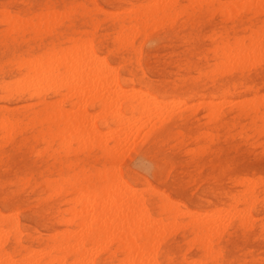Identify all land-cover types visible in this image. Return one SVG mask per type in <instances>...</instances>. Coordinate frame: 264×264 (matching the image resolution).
<instances>
[{
  "label": "rangeland",
  "instance_id": "obj_1",
  "mask_svg": "<svg viewBox=\"0 0 264 264\" xmlns=\"http://www.w3.org/2000/svg\"><path fill=\"white\" fill-rule=\"evenodd\" d=\"M227 1L179 0L170 16L156 19V15L146 18L154 12L152 0H0V115L3 113L9 116L14 115L20 121L13 127L14 130L11 128L7 136L0 133V215L16 223L17 232L15 230L5 243V248L12 253L13 260L21 262L31 253L36 252L34 264H56L53 259L50 260L44 254L53 245L62 244L67 231L74 227L66 222L72 217L68 210L69 204L66 202L69 194L67 195L66 191L55 190L54 192L52 186L61 183L62 179L78 172L82 167L94 175L106 164L105 155L98 146L93 145L92 139L89 138L83 142L81 140L83 145L80 141L79 143L68 141V143L67 140L72 137L71 132V134L69 131L62 133L53 129L52 132L47 133L41 129L40 124L28 123L32 111H40L43 108L40 104L41 100L53 104L67 93L66 86L70 85L68 83L70 79L63 78L66 75L63 72L68 70L64 69V62L69 60L67 56H70L67 55V53L70 54L68 50L71 52L74 48L72 44H75L78 50L82 46H84L83 49H87L88 41L90 46L87 43L89 46L87 51L92 47L97 58H101L109 67L112 66L111 69L116 71L123 86L147 90L153 96L162 99L161 104L168 102L170 106H175V109L181 111V113L162 117L150 137L144 140L136 139L137 142L135 140L130 149L124 146L125 149L123 147L120 150L121 157L118 162L122 180L131 184L134 189L137 188L136 190L146 200L151 219L161 217V226L166 223L162 227L158 225V230L163 229L164 235L161 231L162 237L159 238L156 234L157 237L154 236L155 240L152 241L154 245L156 244L155 248L154 245L152 247L156 252V263L191 264L194 259L192 264H264V54H262L264 53V3H252L249 6V3L241 2L243 0H235L231 7L229 4L234 0ZM239 1L242 5L238 4ZM123 10L127 11L123 12ZM233 10L237 12L234 11L233 14L231 12ZM57 15H60L59 18ZM46 17L50 18H47L48 23L45 25L43 19ZM52 17L56 20H52ZM114 17L126 23L132 21L131 24L137 27L131 31L126 28L120 29ZM21 24H23L22 27H20ZM14 26H17V29ZM130 32H134V35L129 34ZM255 38L260 39L255 41ZM253 40L257 42L255 45ZM256 45L258 47L255 48ZM64 47H67L66 60L61 61L64 63L61 64L62 66L55 67H58L56 73L59 71L60 74H64H61L60 79L62 77L67 84L61 79V84L57 80L58 86L56 80L54 82L53 78L52 80L49 78L47 83L52 82L48 85L45 83L46 79H40L43 75L39 73L47 65H50L47 70L49 68L55 73L56 68L53 67V70L52 66L59 62L54 60H52L54 64L51 62L52 54L54 56V53H57L55 55L59 56L60 52H65ZM222 47L238 50L232 54V57L229 55V58L228 52L226 55L222 54ZM257 48L263 50L260 55L254 54L255 50L258 53L260 51ZM84 51L86 50L81 52ZM236 53L238 55H235ZM247 53L249 58L244 57L241 64L230 62L235 61V57L238 58ZM251 53L253 58L250 56ZM38 55L41 57L40 63H45L44 59L47 56L50 58V60L47 59L50 63L46 62L45 67L38 68L37 62L40 58L37 57ZM233 55H235L234 58ZM34 57L35 61L38 58L35 62L37 65L34 67V69H40L37 74L38 79L37 75L31 79L34 71L27 72L29 67L25 63V60L27 62L29 58L34 61ZM225 60L230 61L225 62ZM247 61L250 62L247 63ZM224 63L232 65L227 67ZM35 71L37 73V70ZM70 72L67 71L69 75ZM25 74L30 81L28 83L32 82V85L26 84ZM19 77L20 80H18ZM21 79L26 84L25 88L19 87L23 82ZM40 80L45 81L44 87ZM63 83L65 86L62 85ZM52 84L57 86L54 87ZM38 85L43 88H40V93ZM46 88L49 90L47 91ZM31 91L33 94H30ZM245 98L246 100L243 101ZM171 100L173 102H170ZM204 101L208 103V106L209 104L215 106L213 101H216L219 106L224 104V107L216 105L215 108H218L216 112L210 113ZM237 101L242 104L240 107L235 106V104L239 105ZM257 101H259L258 104H263L256 113L254 108L260 105L256 104ZM28 103L29 105H26ZM76 106L78 108L71 104L70 99L63 104L64 109L67 111L71 109L73 112H70L73 114L86 109V113L91 114L90 122L95 121L99 125V131L102 132L101 139H104L107 136V130L109 131L105 125L110 122L108 114L102 113L101 107L97 104L85 105V107L81 105L82 109L80 105ZM51 110L53 125L58 120L54 115V109L48 108L45 113L49 114ZM45 113L38 117L44 118ZM119 113L122 119L130 117L128 108H121ZM137 115L138 113H134V116L138 117ZM156 115L157 111H154L152 118ZM110 126H112L111 123ZM127 149L128 153H125ZM259 163L263 164L259 165ZM206 167L209 168L206 169ZM224 182L226 183L223 184ZM69 187L66 185L64 190ZM204 191L209 193L205 192V194ZM197 193L203 196H197ZM170 203L174 208L171 212L165 213L161 204ZM175 208L178 211L184 210L186 214L190 212L197 216L199 214L200 219H198L202 222H206L205 216L207 219H209L208 216L214 217L212 220H207L208 228L212 225L211 221L214 222L215 219V222L217 221L215 224L219 225L217 226L218 235L214 232L218 231L217 227L215 226V229L212 225L211 227L215 230L212 231L213 229L210 228L208 231L211 230V237L215 234L213 238H208L207 235L201 238V233L195 224L189 222L191 221L189 216L174 217L178 212ZM239 209L243 211L241 213H244L243 218ZM221 212L225 214L221 215ZM203 213L207 214L203 215ZM228 217L230 221H225ZM246 217L247 221H245ZM169 220L175 227V231L171 229V225L169 227ZM166 221L169 222L168 225ZM177 224L179 227H176ZM222 225H226L224 230ZM0 227L7 229L6 226L0 225ZM167 231H170L169 234ZM157 233L160 234L159 231ZM199 235L200 238H198ZM105 242H102L104 246L99 243L100 249L93 246L99 249L98 252L96 250L97 253L92 251L95 248L91 250L95 264H121L125 256L120 251V246L114 241L109 244ZM210 245H212L211 249H208ZM157 246H159L158 249ZM52 253L55 252L52 251ZM70 261L68 259L67 262Z\"/></svg>",
  "mask_w": 264,
  "mask_h": 264
},
{
  "label": "bare ground",
  "instance_id": "obj_2",
  "mask_svg": "<svg viewBox=\"0 0 264 264\" xmlns=\"http://www.w3.org/2000/svg\"><path fill=\"white\" fill-rule=\"evenodd\" d=\"M154 1L152 4V9L154 12L149 14V16L147 15L146 18L149 17H153L154 15H156V19L159 18H166L168 16L171 15V12L175 9L176 5L178 4L179 0H152ZM188 1H193V0H188ZM202 1H206V0H202ZM209 1V0H207ZM229 1V0H228ZM227 1V2H228ZM233 1V0H232ZM236 1L234 0L232 3H230L229 5H233ZM241 2H246V4H248L250 6V4L252 3H257V2H262L264 3V0H243ZM78 2H76L77 4ZM150 3V2H149ZM152 3V2H151ZM223 3V2H222ZM148 4V3H147ZM189 4V3H188ZM194 4V2H193ZM225 4V3H224ZM240 4V1L239 3ZM208 5V4H207ZM228 5V6H229ZM242 5V4H240ZM247 5V6H248ZM260 5V4H259ZM76 6V5H75ZM96 6V5H95ZM258 6V5H256ZM190 7V6H189ZM233 7V6H231ZM97 8L99 9L100 7L97 6ZM140 8V7H139ZM55 9V8H54ZM137 10H140L138 8H136ZM159 9V10H158ZM232 9V8H231ZM8 10V9H7ZM100 10V9H99ZM102 10V9H101ZM129 10V8L127 9ZM127 10H123L127 11ZM260 10V9H259ZM106 11V10H105ZM133 11V10H132ZM156 11V12H155ZM233 10L231 12H233ZM239 11V10H238ZM52 12V11H51ZM50 12V13H51ZM72 12V11H71ZM70 12V13H71ZM225 12V11H224ZM237 12V11H236ZM8 13V11H7ZM55 13V12H54ZM57 13V12H56ZM114 13V12H113ZM117 13V12H116ZM226 13V12H225ZM53 16V13H51ZM58 14V13H57ZM63 14V13H62ZM68 14V13H66ZM160 14V15H159ZM47 16V14H45ZM42 15V16H45ZM141 15V14H140ZM226 15V14H224ZM232 15V14H231ZM230 15V16H231ZM16 16V15H15ZM58 16V15H57ZM60 16V15H59ZM59 16L57 18H59ZM113 16V15H112ZM235 16V15H234ZM9 17V16H8ZM18 17V16H16ZM39 18V17H38ZM46 19H43V21L45 20V25L46 23H48ZM50 18V17H49ZM48 18V19H49ZM133 18V17H132ZM145 18V17H144ZM25 19V18H24ZM52 20H56L53 19V17L51 18ZM114 19L116 20L119 28H126L127 30L130 29L129 31H131L133 28L137 27L135 25V27L133 26V24H131L132 21H130L129 23H126V21H122L120 20V18L118 17H114ZM136 19V18H135ZM227 19V18H226ZM14 20V19H13ZM47 20V21H46ZM154 20V19H152ZM164 20V19H163ZM21 21V20H20ZM19 21V22H20ZM142 21V20H141ZM12 22V20H11ZM26 22V20H25ZM24 22V25H25ZM38 22V20L36 21ZM42 22V21H41ZM52 22V21H51ZM8 23V22H7ZM32 23V22H31ZM20 24V23H19ZM27 24V22H26ZM30 24V23H29ZM33 24V23H32ZM36 24V23H35ZM147 24V23H146ZM145 24V25H146ZM149 24V23H148ZM158 24V23H157ZM17 25V24H16ZM23 24H21L20 27H22ZM58 25V23H57ZM144 25V24H143ZM17 29V26H14ZM53 27V26H52ZM47 27H45L46 29ZM50 28V27H49ZM54 28V27H53ZM94 28V27H93ZM154 28V27H153ZM6 29V28H5ZM30 29V28H29ZM39 29V26H38ZM37 29V30H38ZM136 29V28H135ZM172 29V28H171ZM188 29V28H187ZM11 30V27H10ZM10 30H8L10 32ZM25 30V29H24ZM36 30V29H35ZM42 30V29H41ZM47 30V29H46ZM100 30V29H99ZM161 30V29H160ZM28 31V29H27ZM39 31V30H38ZM136 31V30H135ZM139 31V30H138ZM159 31V30H158ZM157 31V32H158ZM162 31V30H161ZM261 31V30H260ZM9 32L7 33V35L9 34ZM169 32V31H168ZM51 33V32H50ZM133 33L132 35H134V32H130L129 34ZM156 33V32H155ZM154 34V33H153ZM119 35V34H118ZM121 35V34H120ZM132 35L131 38L133 37ZM138 34H136L137 36ZM161 35V34H160ZM123 37V35H121ZM127 36V33H126ZM78 37V36H77ZM116 37V36H115ZM125 37V36H124ZM261 37V36H260ZM117 38V37H116ZM145 38V37H144ZM68 39V38H67ZM66 39V40H67ZM120 39V38H119ZM149 39V38H148ZM147 39V40H148ZM153 39V38H152ZM151 39V40H152ZM155 39V38H154ZM260 38H255V41L259 40ZM76 40V39H75ZM126 40V39H125ZM124 40V41H125ZM85 41V40H84ZM120 41V40H119ZM133 41V40H132ZM207 41V40H206ZM251 37H250V42H251ZM254 41V40H253ZM254 41V42H255ZM129 42V41H128ZM249 42V43H250ZM264 42V41H263ZM76 43V42H75ZM87 43H89L87 41ZM86 43V47L89 48L88 44ZM257 42L254 43V45ZM82 44V43H80ZM84 44V43H83ZM82 44V45H83ZM126 44V43H125ZM73 45V49L71 50V52L68 50V52L70 54L67 53V56L69 58V60L65 59L66 56V49L65 52H60L59 56L55 55L57 53H54V56H58L55 57L57 58L55 60L52 59L54 56L52 54V58H51V62L52 60H54L55 62L58 61L59 63L57 64V62L55 63L56 65L52 66V69L54 70V68H56L55 73L50 71L49 68L47 70V67H49L47 64L50 63V61L48 62V58L49 56L45 57V63L48 62L47 64L40 63L41 62V57L38 55L35 61V57L33 58L34 61H31L29 59H27V62L25 60V63L27 64V72L30 70L34 71V76H32L31 74V79L35 78V76L39 73L38 71H40L42 66H46L44 69H42V71L39 73L43 76H40V79L43 78L46 79L44 82L47 83V80L49 78V80H52V78L54 79V82L56 80L57 85L59 80V83L61 84V82L64 80L63 78L65 77V79L67 78L68 80L70 79V85L68 84L66 87L67 89V93H65L62 97V99L57 100L56 102L52 103H47L43 100L40 101V104L43 105V108L40 109V111H32V116L29 119L28 123H33V124H40L41 125V129L44 131L48 132H52L53 129H55L56 131L59 132H71L72 133V137H70L69 135V140L70 143L72 142H78L82 140L83 141H87L90 139H92L93 141V145L98 146V148L102 151V153L105 155L106 157V164L103 165L102 169H99V171H96V173L94 175H92L89 170H87L86 168L82 167L78 172H75L74 174L70 175V176H66L64 179H62V182L56 185H53L52 188L55 190H58L60 192L62 191H66L67 195L69 194V196L66 198V202L69 204V211L72 215V217H70L69 219L66 220V222H68V225L74 227V229L71 230H66L67 233L66 235L63 237V243L62 244H57V245H53L52 247L49 248V251H47L44 255L47 256L50 260H54L56 262V264H95V259H94V255L92 254L91 250L94 249L95 247H98L100 249V245L99 243H102L103 241H107V244H109L110 242H117V244L120 246V251L123 253V255L125 256L123 262L121 261V264H157L155 257H156V252L154 251V249L152 248L154 245V242L152 243V241H154V236H156V234H158L157 236L159 238L162 237L161 235V231H163V235H164V230L162 228L161 231L158 230V225L159 227H162L164 225H166V223H164V225L161 226V217L158 219H151L150 217V213H149V209L147 208V202L146 200L143 198L142 195L139 194L138 190L134 189L132 187L131 184H129L128 182H126L125 180H122V172L118 166V162L120 160V150H122V148L125 146H127L128 148L131 146V144H134V141L136 139H141L144 140L147 137H150L151 134L154 132V130L157 127V122L160 121V119L162 117H166V116H171L172 114L175 113H181V111H179L178 109H175V106H170V104L168 102L162 103L163 101L162 99H160L159 97L153 96L149 91L147 90H140L134 87H129L127 86H123L122 83L120 82V78L118 76V74L116 73V71L112 70L111 67H109L107 65L106 62H103L101 60V58L99 59V57L97 58L96 54L94 53L93 49H91L92 47H90L89 51L88 48L87 49H83L84 46H82V50H86L84 52H81V48L80 50H78L77 48H75V44ZM70 45V46H72ZM78 45V44H77ZM258 45V44H257ZM255 46L258 47V46ZM146 46V44H145ZM77 47V46H76ZM79 47V46H78ZM124 47V46H123ZM221 47V46H220ZM246 48V47H245ZM254 48V47H253ZM62 49V48H59ZM163 49V47H162ZM252 49V47H251ZM258 50L260 49L259 53L257 50H255L254 54H258L260 55V52L263 51L262 48H257ZM63 50V49H62ZM238 49H236L235 51H237ZM248 50V49H247ZM79 51H80V55H79ZM164 51V50H162ZM222 54L226 55V52H228V57L230 55V57H232V54H234V49H230L229 47L225 48L222 47ZM250 51V49H249ZM264 52V51H263ZM84 53V54H83ZM241 53V52H240ZM250 53V52H249ZM51 55V53H49ZM264 54V53H262ZM62 55V56H61ZM235 55H238L237 53ZM233 55V58L234 56ZM253 55L252 53L250 54V56ZM257 55V56H258ZM64 56V60L63 59ZM263 56V55H262ZM66 57V58H67ZM229 57V58H230ZM248 59L249 55L248 53L245 55H242L241 57L238 58H234L235 61H226L225 62H231L232 64H241L243 58ZM252 57V56H251ZM58 58H62L60 60H58ZM67 58V59H68ZM144 58V57H143ZM253 58V57H252ZM261 58V56L259 57ZM25 59V58H23ZM22 59V60H23ZM97 59V60H96ZM100 61H99V60ZM105 59V58H104ZM226 59V58H225ZM232 59V58H231ZM29 60V61H28ZM43 60V59H42ZM50 60V58H49ZM66 60V61H65ZM233 60V59H232ZM252 59H250L251 61ZM24 61V60H23ZM38 61V62H37ZM53 61V62H54ZM61 61H65L64 64V69L66 70V68L68 70H61L64 74L68 75V77L65 75L63 76V78L60 76L64 75L63 73L60 74V72L56 73L58 67L55 66H60L62 63ZM68 61V62H67ZM250 61H247L250 62ZM259 61V60H258ZM37 62V63H35ZM52 62V63H53ZM68 64H67V63ZM143 62V61H142ZM246 62V61H245ZM24 63V62H22ZM51 63V64H52ZM45 64V65H44ZM54 64V63H53ZM62 64V65H63ZM67 64V65H66ZM226 64L227 67H229L232 64L228 63H224ZM256 64V63H255ZM18 65V64H17ZM37 67L40 69H34V67ZM61 65V66H62ZM66 65V67H65ZM19 66V65H18ZM54 67V68H53ZM115 67V66H114ZM145 67V65H144ZM168 67V66H167ZM250 68V67H249ZM51 69V68H50ZM118 69V66H117ZM224 69V68H223ZM37 70V73H35ZM46 70V72H44ZM72 70L73 74H71L72 72H70ZM225 70V69H224ZM232 70V69H231ZM50 71V72H48ZM67 71L70 72V75L67 73ZM48 72V73H47ZM193 72V71H192ZM229 72V71H228ZM46 73V74H45ZM45 74V75H44ZM30 75V74H29ZM26 77V74L24 75ZM37 79L39 78V75H37ZM22 77L21 78H25ZM33 77V78H32ZM168 77V76H167ZM27 78V77H26ZM25 78V79H26ZM30 78V77H29ZM21 79V80H23ZM30 79V80H31ZM66 79V80H67ZM72 79V80H71ZM260 79V78H259ZM17 80V79H15ZM20 80V77L19 79ZM36 82V79H34ZM27 81L26 84L32 85L31 83H28V78L25 80ZM39 81V80H38ZM37 81V83L39 84V82ZM42 81V80H40ZM6 82V81H5ZM11 82V81H9ZM13 82V81H12ZM22 82V81H21ZM24 82V80H23ZM22 82V83H23ZM30 82V81H29ZM44 82L42 81V86L44 85ZM52 81H48V85L51 84ZM65 84L66 81H63ZM17 83V82H15ZM14 83L15 86H18ZM20 83V82H18ZM17 83V84H18ZM20 84L21 86L19 87H24L26 84L25 82L23 84ZM35 83V85L37 84ZM62 84L63 86H65V84ZM56 84V83H55ZM34 85V84H33ZM46 85V84H45ZM47 85V86H48ZM54 87L57 85L52 84ZM51 85V86H52ZM40 86V85H38ZM49 86V87H51ZM6 87V86H5ZM12 87V86H10ZM14 87V86H13ZM26 87V86H25ZM24 87V88H25ZM28 87V85H27ZM34 87V86H33ZM44 87V86H43ZM48 87V88H49ZM29 88V87H28ZM32 88V87H31ZM37 88V87H36ZM35 88V91H36ZM40 88L43 89L41 86L38 87V92L40 91ZM60 88V87H59ZM58 88V89H59ZM12 89V88H11ZM23 89V88H22ZM27 89V88H26ZM47 89V88H46ZM49 89H47L48 91ZM52 90V89H51ZM16 91V90H15ZM18 91V89H17ZM20 91V89H19ZM26 91V90H24ZM45 91V90H42ZM9 92V91H8ZM23 92V91H22ZM32 92V91H31ZM30 94H33V92ZM40 93V92H39ZM228 94V93H227ZM226 94V95H227ZM248 94V93H247ZM10 95V94H9ZM32 96V95H31ZM199 96V95H198ZM255 97V96H253ZM251 98V97H250ZM256 98V97H255ZM70 99L71 100V104L75 107H77L76 105H82L85 107V105H99L101 107V111L102 113H104L105 115L108 114L107 116L110 118V122L105 124L108 128L109 131L107 130V136L104 137L106 135V131H105V135L103 136L104 139H101V133L99 131V125L93 121L90 122V118H91V114L88 115V113H86V109L83 110L82 106L80 107V110L77 113L73 114L71 112V109L67 111V109H64L63 104L66 100ZM252 99V98H251ZM261 99V97L259 98ZM170 100V99H168ZM167 100V101H168ZM174 100H179V99H174ZM246 100L243 99V101ZM224 101V100H223ZM231 101V100H229ZM233 101V100H232ZM242 101V99H241ZM240 101V102H241ZM250 101V100H249ZM254 101V99H253ZM262 101V100H261ZM264 101V100H263ZM170 102H173L172 100ZM179 103H182V101H178ZM195 102V101H194ZM206 102V101H204ZM212 102V100L210 101ZM215 102V104L217 106H219L217 104V102H219L217 100L213 101ZM235 102V101H234ZM233 102V103H234ZM259 101L256 102V104H258ZM157 103H160L159 105H156ZM184 103V102H183ZM207 103V102H206ZM232 103V102H231ZM229 103V104H231ZM238 103V101H237ZM245 104L248 102H244ZM37 104V103H36ZM205 104V103H203ZM214 104V103H213ZM226 104V103H225ZM239 104V103H238ZM260 104V105H259ZM257 106L258 108H254V112H259L260 106L263 103H259ZM26 105H29L26 104ZM215 105V106H216ZM223 106H219V107H224V104H220ZM242 104H235V106H241ZM244 105V104H243ZM1 106V105H0ZM22 106V105H20ZM19 106V107H20ZM197 106V105H196ZM215 106L210 105L208 106L207 103V110L210 111V113H214L216 112L217 109L215 108ZM226 106V105H225ZM249 106V105H248ZM16 107V106H15ZM18 107V106H17ZM27 107V106H26ZM54 109V115L56 116V119H58L57 121L54 122V124L52 125V115L53 112L51 110V113L46 114V110L48 108ZM234 107V106H232ZM247 107V106H246ZM9 108V107H8ZM11 108V107H10ZM14 108V107H13ZM78 108V107H77ZM77 108H75L77 110ZM121 108H128L130 109V117L122 119L120 116V109ZM231 108V107H230ZM253 108V107H252ZM12 109V108H11ZM73 109V108H72ZM197 109V107H196ZM229 109V108H228ZM176 110H178L176 112ZM203 110V109H202ZM201 110V111H202ZM220 110V108H219ZM227 110V109H226ZM71 111V112H70ZM100 111V110H99ZM154 111H157V115L155 118H152V113ZM200 111V110H199ZM200 111V112H201ZM262 112V111H261ZM46 114V116H44V118L40 119L38 116L42 115V114ZM97 113V112H96ZM134 113H138V117L134 116ZM51 114V115H50ZM199 114V112H198ZM208 114V113H207ZM122 115V114H121ZM209 115V114H208ZM94 116V114H93ZM92 116V117H93ZM211 116V115H210ZM90 117V118H89ZM258 117V116H257ZM169 118V117H168ZM260 118V117H259ZM92 119V118H91ZM94 119H96L94 117ZM141 119L143 121H141ZM212 119V118H211ZM92 121V120H91ZM207 121V120H206ZM19 119L17 117H15L14 115L9 116V115H5L4 113L0 115V133L4 136H7L8 132L11 130V128L13 129V127L17 124H19ZM47 124H46V123ZM26 123V122H25ZM110 123L112 124V126H110ZM46 124V126L44 125ZM262 128V127H261ZM14 130V129H13ZM245 130V129H243ZM253 130V129H252ZM258 130V129H257ZM241 131V130H240ZM239 131V132H240ZM251 131V130H250ZM249 131V132H250ZM66 132V133H67ZM259 132V131H258ZM256 132V133H258ZM10 133V132H9ZM70 133V134H71ZM180 134V132H178ZM202 133V132H201ZM206 133V132H205ZM61 134V133H60ZM204 135V133H202ZM208 135V133H206ZM255 134V133H254ZM10 135V134H9ZM51 135V134H50ZM65 135V134H64ZM240 135V134H238ZM58 136V135H57ZM63 136V135H62ZM61 136V137H62ZM205 136V135H204ZM231 136V135H230ZM229 136V137H230ZM3 137V136H2ZM55 137V136H54ZM261 137V136H260ZM259 137V138H260ZM68 138V137H67ZM9 139V138H7ZM61 139V138H60ZM209 139V138H208ZM229 139V138H226ZM148 140V139H147ZM8 141V140H7ZM81 142V144H82ZM90 142V141H89ZM137 142V140H136ZM64 143H66L64 141ZM69 143V142H68ZM67 143V144H68ZM79 143V142H78ZM148 143V142H147ZM112 144V145H111ZM63 145V143H62ZM78 145V144H77ZM83 145V144H82ZM92 145V146H93ZM191 145V144H189ZM82 147V146H81ZM84 147V146H83ZM91 147V145H90ZM124 147V149H125ZM126 147V148H127ZM132 147V146H131ZM185 148V147H184ZM78 149V148H77ZM130 149V148H129ZM194 149V148H193ZM197 149V148H196ZM59 150V149H58ZM75 150V149H74ZM191 150V148H190ZM45 151V149H44ZM141 151V150H140ZM189 151V150H188ZM194 151V150H193ZM48 152V151H46ZM51 152V151H50ZM55 152V151H54ZM68 152V151H67ZM205 152V151H204ZM53 153V152H52ZM75 153V152H74ZM128 153V149L127 152ZM141 153V152H140ZM139 153V154H140ZM197 153V152H196ZM124 154V153H122ZM200 154V153H199ZM126 155V154H125ZM140 157V156H139ZM175 157V155L173 156ZM184 157V156H183ZM251 157V156H250ZM182 158V157H181ZM137 159V158H136ZM133 162V161H132ZM138 163V162H137ZM131 164V163H130ZM147 164V163H146ZM263 164V163H262ZM259 163V165H262ZM258 165V164H257ZM92 166V165H91ZM139 166V165H138ZM181 167V166H179ZM210 167V166H209ZM209 167H206L209 168ZM205 169V168H204ZM174 170V169H173ZM171 173V172H170ZM170 177V176H169ZM258 177V176H256ZM171 179V178H170ZM249 179V178H247ZM49 180V179H48ZM242 180V179H241ZM116 181V182H115ZM171 181V180H170ZM245 181L248 182V180L245 179ZM252 181V180H251ZM210 182V181H209ZM213 182V181H211ZM240 182V181H239ZM243 182V181H242ZM254 182V181H252ZM226 182H224L223 184H225ZM237 183V181H236ZM235 183V185H236ZM256 183V182H255ZM254 183V185L256 186V184ZM206 183H204L205 185ZM209 184V183H207ZM211 184V183H210ZM66 185H69L70 187L66 190H64V188L66 187ZM203 185V186H204ZM214 185V183H213ZM242 185V184H241ZM251 185V184H250ZM202 186V187H203ZM227 186V185H226ZM201 187V188H202ZM205 187V186H204ZM253 187V186H251ZM147 188V187H146ZM188 188V187H187ZM186 188V189H187ZM250 188V187H249ZM248 188V189H249ZM152 189V187H151ZM155 189V188H154ZM199 189V188H198ZM203 189V188H202ZM205 189V188H204ZM208 189V188H207ZM145 190V188H144ZM169 190V189H168ZM185 190V189H184ZM201 190V189H200ZM206 190V189H205ZM251 190V188L249 189ZM158 191V190H157ZM188 191V190H187ZM190 191V190H189ZM202 191V190H201ZM208 191V190H207ZM207 191H204L207 192ZM183 192V191H181ZM57 193V192H56ZM154 193V192H153ZM161 193V192H160ZM187 193V192H186ZM209 193V192H207ZM159 194V193H158ZM162 194V193H161ZM175 194V193H174ZM182 194V193H181ZM206 194V193H205ZM212 194V192H211ZM210 194V195H211ZM237 194V193H236ZM54 195V194H53ZM199 194L197 193V196ZM203 196V194H200ZM199 195V196H200ZM217 195V194H216ZM176 196V195H175ZM206 196V195H205ZM166 197V195H165ZM184 197V195L182 196ZM196 197V195H195ZM208 197V196H207ZM50 198V197H49ZM198 197H196L197 199ZM204 198V197H203ZM210 198V197H209ZM208 198V199H209ZM192 199V198H191ZM245 199V198H244ZM190 200V199H189ZM188 200V201H189ZM199 200V199H197ZM212 200V198H211ZM169 201V200H168ZM187 201V200H186ZM191 201V200H190ZM196 201V200H195ZM200 201H202V199L200 198ZM258 200H256L257 202ZM172 202V201H171ZM207 202V201H205ZM205 202H204V207H205ZM218 202V201H217ZM179 203V202H178ZM177 203V204H178ZM191 203V202H190ZM194 203V202H193ZM176 204V206H177ZM181 204V203H179ZM197 204V203H196ZM199 204V202H198ZM202 204V203H201ZM237 204V203H236ZM161 208L163 209V211L166 212H171L173 210V204H161ZM195 206H199L200 205H195ZM194 206V207H195ZM208 206V204H207ZM211 206V205H210ZM231 206V205H230ZM251 206V205H249ZM248 206V207H249ZM259 206V205H258ZM193 207V208H194ZM203 207V206H201ZM200 207V208H201ZM203 207V208H204ZM209 207V206H208ZM207 207V208H208ZM156 208V207H155ZM198 208V209H200ZM255 208V207H254ZM177 210V208H175ZM228 209V208H227ZM227 209L225 210L227 212ZM189 210V208H188ZM220 210V208H219ZM178 211V210H177ZM240 211V209H239ZM238 211V212H239ZM253 211V209H252ZM14 212V211H13ZM16 212V211H15ZM162 212V211H161ZM160 212V213H161ZM197 212V211H196ZM220 212V211H219ZM243 212L242 210L240 211V213ZM246 212V211H245ZM254 212V211H253ZM261 212V211H260ZM12 213V212H11ZM187 212H185L184 210H179L178 212H174V214L176 216H174L175 218L177 216H189L191 218V221H189L190 223H194L195 226L197 227L198 231L201 233V238H203L205 235H207V237L209 238H213V235L211 237V230L213 229V227L216 229L217 226L215 223V219L213 220L214 222L211 221L210 224L214 225L213 227H211L212 225H210V232L208 231V221L209 219H213L210 218L208 216L209 219L206 218V222H202V220H199L200 218L197 215L194 214H186ZM201 213V212H199ZM210 213V212H209ZM208 213V215H209ZM213 213V212H212ZM211 213V214H212ZM222 213L225 214V212H221L220 214L222 215ZM229 213V212H228ZM232 213V212H231ZM239 213V214H240ZM257 213V212H256ZM202 214V213H201ZM207 214V213H205ZM203 213V215H205ZM236 214V213H235ZM234 214V215H235ZM244 213H241V216L243 218ZM247 214V212L245 213ZM5 215V214H4ZM22 215V213L20 214V216ZM213 215V214H212ZM216 215V214H215ZM214 215V216H215ZM231 215V214H230ZM233 215V214H232ZM262 215V214H261ZM220 215H218L219 217ZM229 216V215H228ZM248 216V215H245ZM202 217V215H201ZM222 217V216H221ZM199 218V219H198ZM233 218V217H231ZM241 218V217H239ZM238 218V219H239ZM174 219V218H172ZM204 220V218H201ZM224 219V218H223ZM252 219V218H250ZM255 219V218H254ZM176 220V219H174ZM219 221L221 220L218 219ZM256 220V219H255ZM173 221V220H172ZM224 221V220H223ZM221 221V222H223ZM225 221H230L229 217L228 220ZM245 221H247V217L245 218ZM16 222V221H15ZM167 222V221H166ZM170 224L169 227L171 225V221L169 220ZM167 222V225L168 223ZM176 223V221H174ZM174 222L172 223L174 225ZM242 222V221H241ZM244 222V221H243ZM188 223V222H187ZM186 223V224H187ZM18 224V223H17ZM181 224V223H180ZM218 224V223H217ZM225 224V222L223 223ZM246 224V223H245ZM0 225L1 226H6L7 229H2L0 227V264H34L35 262V253H28L30 254L28 257H26L23 261L21 262H17L15 260H13V255L12 253H10L8 250H6L5 248V243L6 241L10 238V235L17 229L16 227V223H14L13 220H11L10 218H6L2 215H0ZM176 225V224H175ZM179 227V224H177ZM182 225V224H181ZM184 225V224H183ZM172 226V225H171ZM216 226V227H215ZM223 226V225H222ZM226 226V225H224ZM224 226H223V230H224ZM168 227V226H166ZM168 227V228H169ZM164 228V227H163ZM174 229L175 231V227L172 226L171 229ZM220 228V227H219ZM165 229V228H164ZM169 229V230H171ZM215 229H213L212 231H214ZM218 229V227H217ZM168 230V229H167ZM160 232L157 233V232ZM173 231V232H174ZM178 231V230H177ZM176 231V232H177ZM17 232V230H16ZM170 232V231H169ZM169 232L167 231V233L169 234ZM209 232V233H208ZM216 232V234L219 232L218 231H214ZM213 232V233H214ZM222 232L220 231V234ZM230 233V232H229ZM210 234V236H209ZM15 235V234H14ZM64 235V234H63ZM161 235V236H160ZM171 235V233H170ZM178 235V234H177ZM218 235V234H217ZM40 236V235H39ZM156 236V237H157ZM180 236V235H179ZM178 236V237H179ZM230 236V235H229ZM220 237V236H219ZM153 238V240H152ZM182 238V237H181ZM195 238V237H194ZM200 238V235L199 237ZM207 238V239H208ZM180 239V238H179ZM205 240L206 244L208 242V240ZM103 240V241H102ZM193 240V238H192ZM191 240V241H192ZM102 241V242H101ZM199 241V240H198ZM202 241V240H201ZM241 241V240H240ZM239 242V241H238ZM106 243V242H105ZM157 243V242H155ZM242 243V242H240ZM152 246H151V245ZM159 244V243H158ZM206 244H204L205 246H207ZM209 244H211V242H209ZM62 245V246H61ZM97 245V246H96ZM101 245L104 246V244L102 243ZM229 245V244H228ZM90 246V247H87ZM95 246V247H93ZM108 246V245H106ZM105 246V247H106ZM156 244L154 245L155 248ZM210 248L208 249H211ZM230 246V245H229ZM93 247V248H92ZM260 247V246H259ZM159 248V246H157V249ZM99 249L97 250V248H95V250H92L94 252L99 251ZM153 249V250H152ZM156 249V250H157ZM197 250V249H196ZM44 251V250H43ZM55 252V253H52ZM101 251V250H100ZM209 251V250H208ZM219 251V250H218ZM96 252V253H97ZM199 252V251H198ZM95 253V254H96ZM190 253V252H189ZM188 253V254H189ZM209 253V252H208ZM220 253V252H219ZM27 254V255H28ZM53 254V255H52ZM191 255V254H190ZM196 255V254H195ZM41 256V254L39 255ZM188 256V255H187ZM193 256V255H192ZM25 257V256H24ZM216 257V256H215ZM41 258V257H40ZM68 259H70V262H67ZM38 260V258H37ZM118 260V259H117ZM192 260V259H191ZM194 261V259H193ZM192 261V263H193ZM38 262V261H37ZM197 262H200L197 260ZM205 262V261H204ZM191 263V262H190ZM191 263V264H192ZM201 263V262H200ZM197 264V263H196Z\"/></svg>",
  "mask_w": 264,
  "mask_h": 264
}]
</instances>
